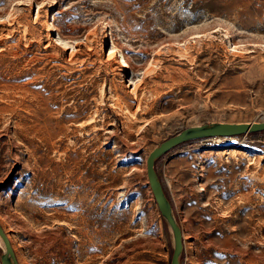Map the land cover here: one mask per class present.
Returning a JSON list of instances; mask_svg holds the SVG:
<instances>
[{"label":"rangeland","instance_id":"1","mask_svg":"<svg viewBox=\"0 0 264 264\" xmlns=\"http://www.w3.org/2000/svg\"><path fill=\"white\" fill-rule=\"evenodd\" d=\"M217 120H264V0H0V226L18 264H169L145 159ZM154 167L180 264H264V131L186 140Z\"/></svg>","mask_w":264,"mask_h":264},{"label":"water","instance_id":"2","mask_svg":"<svg viewBox=\"0 0 264 264\" xmlns=\"http://www.w3.org/2000/svg\"><path fill=\"white\" fill-rule=\"evenodd\" d=\"M264 129V120L252 121H207L182 127L175 133L156 143L145 159V173L148 185L171 236L169 264H180L182 235L171 203L162 187L154 167L155 160L171 147L186 140L211 135H233ZM0 264H18L8 237L0 226Z\"/></svg>","mask_w":264,"mask_h":264},{"label":"bare ground","instance_id":"3","mask_svg":"<svg viewBox=\"0 0 264 264\" xmlns=\"http://www.w3.org/2000/svg\"><path fill=\"white\" fill-rule=\"evenodd\" d=\"M57 39H62L61 38V36L59 35V37L57 38ZM116 45H115V43L114 42H112V44H111V46H110V49H109V54L110 55H114V54H116ZM121 61L123 62V65L124 66H127L128 65V63H127V59H126V57H125V55L123 54V53H121ZM120 61V60H119ZM132 83H133V81H132ZM215 136H218V135H215Z\"/></svg>","mask_w":264,"mask_h":264},{"label":"trees","instance_id":"4","mask_svg":"<svg viewBox=\"0 0 264 264\" xmlns=\"http://www.w3.org/2000/svg\"><path fill=\"white\" fill-rule=\"evenodd\" d=\"M258 131H261V132H263L264 131V129H262V130H258ZM251 132V131H250Z\"/></svg>","mask_w":264,"mask_h":264}]
</instances>
